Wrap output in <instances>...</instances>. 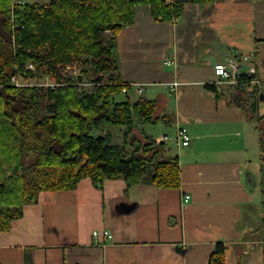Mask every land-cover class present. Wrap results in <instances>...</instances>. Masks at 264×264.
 Listing matches in <instances>:
<instances>
[{"label":"crops","instance_id":"crops-1","mask_svg":"<svg viewBox=\"0 0 264 264\" xmlns=\"http://www.w3.org/2000/svg\"><path fill=\"white\" fill-rule=\"evenodd\" d=\"M116 47L121 82L144 87L143 93L128 91L129 97L156 101L170 118L145 130L157 142L170 141L181 186L159 188L147 177L127 195L123 179L99 189L85 178L74 190L43 192L0 233V264H210L219 243L226 247L225 264H264L257 232L264 98L258 114L249 115L227 93L217 98L205 89L218 81L214 67L233 56L255 57L264 84V0L187 3L173 22L156 20L149 5H137ZM250 68L245 64L242 73ZM173 82L178 85L171 92ZM179 128L189 131V146L177 143ZM187 194L192 199L185 204ZM95 230L112 238L95 244Z\"/></svg>","mask_w":264,"mask_h":264},{"label":"trees","instance_id":"trees-1","mask_svg":"<svg viewBox=\"0 0 264 264\" xmlns=\"http://www.w3.org/2000/svg\"><path fill=\"white\" fill-rule=\"evenodd\" d=\"M213 1L51 0L50 4L25 1L20 5L0 0V46L13 45V51L9 48L7 56H0V85H4L0 89V233L8 232L12 222L22 218L25 206L39 202L41 193L74 190L85 178H91L99 189L107 180L123 179L127 195L147 177L159 188L181 186L179 160L171 148L143 131V141L148 143L132 134L134 129L161 121L153 117L157 102L133 101L128 93L124 101H114L124 89L118 74L111 84L101 87L66 85L46 94L38 88H12L10 77L31 60L39 68H54L86 57L93 58L95 67L111 68L112 56L118 62L116 37L134 23L137 5H149L156 20L173 22L182 16L187 3ZM107 31L112 38L105 48L101 37ZM109 56L110 63L104 61ZM244 57L246 65L256 67L255 57L233 56L241 61ZM15 65L19 70H14ZM257 72L241 73L235 85L212 83L205 89L217 98L227 93L240 106L246 103L244 94L255 93L251 107L257 112L258 100L264 96ZM247 89L252 91L244 92ZM105 126L125 128L121 144L114 142V134L105 131ZM32 155L34 160L28 164ZM257 232L264 241V213ZM225 252L224 244H217L210 264H225Z\"/></svg>","mask_w":264,"mask_h":264},{"label":"rangeland","instance_id":"rangeland-1","mask_svg":"<svg viewBox=\"0 0 264 264\" xmlns=\"http://www.w3.org/2000/svg\"><path fill=\"white\" fill-rule=\"evenodd\" d=\"M15 1L17 3L18 0H14V2ZM21 1L23 2L27 1L30 4H34V3L50 4L51 2V0H25V1L21 0ZM111 38H112V33L110 31L105 32L101 37L103 46L105 48L109 46ZM9 48L10 49L12 48L13 51V45H11L10 47L7 45L3 47L0 46V56H2L3 58L4 56H7L9 52ZM13 55L15 54L13 53ZM92 60L93 58H88V60L86 57L76 58L68 63H58L54 68L48 67L46 65L45 66L43 65L42 67L39 68L36 65V63L31 60L27 62L25 69L23 71H19L11 74L10 78L12 79L10 85L12 86V88H38L41 89V91L44 94H46L50 90L54 91L55 89L66 85H68V87L92 88L95 86L101 87L103 85L111 84L112 82L110 80L117 76V61L115 62V58L113 56L111 57L112 60L111 63H110V56L104 60V61L108 60L111 66V68H106L105 70H103L104 67L102 66V64H100L99 67H95L92 63ZM96 61L98 62V59H96ZM47 62H49V59L47 60ZM7 63H11V61L9 60ZM6 66H8V64ZM8 68H11V66L9 65ZM14 70L15 71L19 70V67L15 65ZM14 78H16V80H14ZM97 79L101 80L100 83L96 81ZM3 87L4 85H0V89H3ZM250 91L252 90L247 89L244 92L247 93ZM125 98H126V93L124 94L123 92L120 95H116L114 101L116 102L124 101ZM136 99H138L137 94H135V98L134 97L131 98V100L133 101H136ZM244 99H246V103H242L241 106L246 111H248V114L249 115L258 114L255 112V110L252 111V107H251V103L253 102V100L256 99L255 93H251V94L247 93V95L244 94ZM153 117L156 119L165 120L166 123H170V118L168 117V114L164 112H159L158 107L156 108ZM150 125H155V124H150ZM145 128L146 126H141L139 130L134 129L132 134L140 138L143 143H148L145 140L143 141V135H142L143 132L150 137V135L145 130ZM149 129H152V127H150ZM104 130L111 131L112 134H114L113 135L114 142H116L117 144L122 143V137H123V133L125 132V128L105 126ZM98 134H102V132H99ZM161 142L167 144L170 141L161 140ZM161 142H157V143H161ZM33 160H34V155H32V157L28 160V164H31ZM261 213H264V211L262 210Z\"/></svg>","mask_w":264,"mask_h":264},{"label":"built area","instance_id":"built-area-1","mask_svg":"<svg viewBox=\"0 0 264 264\" xmlns=\"http://www.w3.org/2000/svg\"><path fill=\"white\" fill-rule=\"evenodd\" d=\"M25 2L18 0L17 4L23 5ZM248 58H243V60H237L235 58H229L227 59L224 63H219L214 67V73L216 75V77L218 78L217 84L218 85H235L238 84L239 82V76H241L242 73V69L244 67V62L247 61ZM168 64H172V62L167 61ZM33 67V66H31ZM246 73L248 74H255L256 73V68L255 67H251ZM14 80H16V78H14ZM261 82V81H260ZM253 83H259V80L256 81L254 80ZM124 85V89L123 92L127 93L129 91V89H135L138 93H143L144 91V87L143 85H139V84H123ZM178 83L177 82H173L169 85V90L171 92H173L176 87H177ZM176 141L178 144L182 145V146H189L191 143V136L189 134V131L186 128H179L177 131V135H176ZM192 197L191 195H185L184 197V203L187 204L191 201ZM112 238V235L109 231L107 230H95L93 232V241L95 244L98 245H103V241L106 239H110Z\"/></svg>","mask_w":264,"mask_h":264},{"label":"water","instance_id":"water-1","mask_svg":"<svg viewBox=\"0 0 264 264\" xmlns=\"http://www.w3.org/2000/svg\"><path fill=\"white\" fill-rule=\"evenodd\" d=\"M262 98H264V97L262 96Z\"/></svg>","mask_w":264,"mask_h":264}]
</instances>
